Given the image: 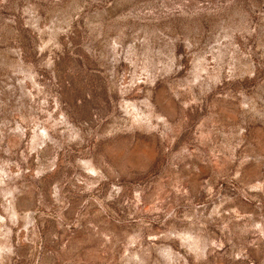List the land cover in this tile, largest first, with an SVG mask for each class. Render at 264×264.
Instances as JSON below:
<instances>
[{
  "label": "rangeland",
  "instance_id": "obj_1",
  "mask_svg": "<svg viewBox=\"0 0 264 264\" xmlns=\"http://www.w3.org/2000/svg\"><path fill=\"white\" fill-rule=\"evenodd\" d=\"M0 264H264V0H0Z\"/></svg>",
  "mask_w": 264,
  "mask_h": 264
}]
</instances>
